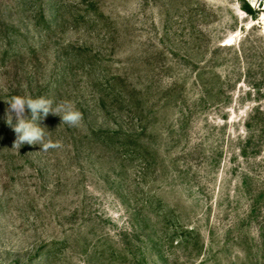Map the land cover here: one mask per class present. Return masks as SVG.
Masks as SVG:
<instances>
[{
	"label": "rangeland",
	"instance_id": "obj_1",
	"mask_svg": "<svg viewBox=\"0 0 264 264\" xmlns=\"http://www.w3.org/2000/svg\"><path fill=\"white\" fill-rule=\"evenodd\" d=\"M0 264H264V0H0Z\"/></svg>",
	"mask_w": 264,
	"mask_h": 264
},
{
	"label": "clouds",
	"instance_id": "obj_2",
	"mask_svg": "<svg viewBox=\"0 0 264 264\" xmlns=\"http://www.w3.org/2000/svg\"><path fill=\"white\" fill-rule=\"evenodd\" d=\"M5 111V122L15 133V147L18 149L24 144H39L42 150L60 148L59 142L45 140V131L39 121L50 113L61 117V123L77 127L83 120V114L70 102H64L53 108V101L45 97L13 96L8 102ZM26 110L30 117L26 116ZM13 114L15 122H13Z\"/></svg>",
	"mask_w": 264,
	"mask_h": 264
}]
</instances>
